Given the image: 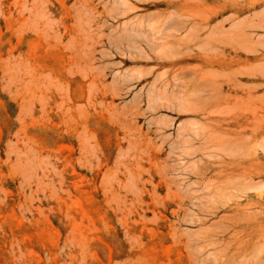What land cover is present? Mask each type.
<instances>
[{"label":"rangeland","instance_id":"1","mask_svg":"<svg viewBox=\"0 0 264 264\" xmlns=\"http://www.w3.org/2000/svg\"><path fill=\"white\" fill-rule=\"evenodd\" d=\"M0 264H264V0H0Z\"/></svg>","mask_w":264,"mask_h":264},{"label":"bare ground","instance_id":"2","mask_svg":"<svg viewBox=\"0 0 264 264\" xmlns=\"http://www.w3.org/2000/svg\"><path fill=\"white\" fill-rule=\"evenodd\" d=\"M253 182H254V181H253ZM253 185H254V184H253ZM253 185H252V186H253ZM256 185H257V184H256ZM249 187H251V185H250ZM247 194H248V193H247ZM256 197H257V196H256ZM86 237H87V236H86ZM71 238H72V237H71ZM81 238L84 239V237H81ZM72 239H73V238H72ZM72 239H71V240H72ZM68 243H69V242H68ZM71 247H72V246H71ZM17 249H18V248H17ZM80 252H82L81 249H80ZM78 255H79V254H78ZM82 261H83V260H82ZM83 262H84V261H83Z\"/></svg>","mask_w":264,"mask_h":264}]
</instances>
